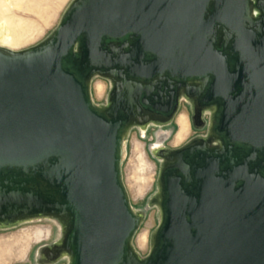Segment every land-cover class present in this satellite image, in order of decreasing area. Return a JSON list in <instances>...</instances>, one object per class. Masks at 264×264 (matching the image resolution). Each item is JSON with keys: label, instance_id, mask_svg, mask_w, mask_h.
Wrapping results in <instances>:
<instances>
[{"label": "water", "instance_id": "95a60500", "mask_svg": "<svg viewBox=\"0 0 264 264\" xmlns=\"http://www.w3.org/2000/svg\"><path fill=\"white\" fill-rule=\"evenodd\" d=\"M154 74L211 101L222 135L157 150L159 221L140 256L122 160L142 103L165 110L142 97ZM96 76L112 83L104 104ZM225 139L249 153L222 166ZM40 215L67 220L48 250L68 264H264V0H72L43 41L0 46V226Z\"/></svg>", "mask_w": 264, "mask_h": 264}, {"label": "rangeland", "instance_id": "374dc122", "mask_svg": "<svg viewBox=\"0 0 264 264\" xmlns=\"http://www.w3.org/2000/svg\"><path fill=\"white\" fill-rule=\"evenodd\" d=\"M8 1V16L18 26L19 37L13 42L0 40V46L21 50L46 39L72 0ZM111 85L109 79L96 76L91 82L94 102L106 103ZM146 118L142 117L143 120ZM147 125L148 122H138L130 128L122 160V176L130 202L143 216L133 238V248L140 256L148 252L151 233L159 221L156 197L162 158L157 155V150L160 147H177L198 133H208L205 128L197 131L190 126L185 101L171 123ZM66 224L64 217L40 215L0 226V264H68L67 254L54 256V252L48 250L55 242L61 241Z\"/></svg>", "mask_w": 264, "mask_h": 264}, {"label": "flooded vegetation", "instance_id": "af4514ba", "mask_svg": "<svg viewBox=\"0 0 264 264\" xmlns=\"http://www.w3.org/2000/svg\"><path fill=\"white\" fill-rule=\"evenodd\" d=\"M127 38L124 37L122 39H118L115 41H122L123 39ZM131 39V38H130ZM145 59H151L152 58V54L151 53H146L144 56ZM167 74V73H166ZM167 76L173 80V81H177L180 80V78H176V77H171L170 74H167ZM158 76L157 74H154L152 76V78L147 79L146 81L149 82L151 85V88L147 90H145L142 94V97H144L149 103H159L162 102V106L165 107V110L162 109H155L154 107H152L150 104H145L142 103V107H141V112L143 116H146L148 118V125L150 124H161V125H166L171 123L174 120V117L176 115V113L178 112V110L181 107V103L183 101L187 102L188 104V112H189V121H190V126L193 127L195 130L199 131L200 129L205 128V130L208 132L206 135L205 134H196L192 137H190L189 139L185 140L182 144H180L177 147H181L184 143H186L187 141H189L190 139L194 138V137H204L207 138L208 141L214 145L217 146H221L220 143L218 142V137L222 135L221 132H219L216 128L214 133L210 132V121H211V116L213 113V109L210 108L209 103L211 101H206L202 98H197V99H191V98H184L182 95V92L180 90V92H178V88L177 85L174 84L172 87H168L167 85L169 84V81L167 78L159 81L157 80ZM187 84H197L199 85V81L196 79H185ZM178 98V107L176 109V112L174 113V116L171 120L167 121L169 114L171 111H173V103H176V99ZM172 101V104H170V106H166V104L169 101ZM194 104L196 108H202V116L201 118L197 119L196 122H194L193 120V109H194ZM150 121H152L153 123H151ZM172 148V147H170ZM176 148V147H173ZM250 145L248 144H244L241 142H231L227 139H225V152H226V156L227 158L222 162V166H225L228 164V161L230 159H232L235 163L239 162L240 160H242V158L247 155L250 151ZM260 155V153L257 151L256 152V158ZM191 159V156H189L188 158H185V161H189ZM255 161H252L251 165L254 164ZM172 170H168L166 173H170Z\"/></svg>", "mask_w": 264, "mask_h": 264}, {"label": "bare ground", "instance_id": "6f19581e", "mask_svg": "<svg viewBox=\"0 0 264 264\" xmlns=\"http://www.w3.org/2000/svg\"><path fill=\"white\" fill-rule=\"evenodd\" d=\"M7 1L8 0H0V40L7 41L9 39L10 42H13L18 39L19 31L17 28L18 26H15L8 16Z\"/></svg>", "mask_w": 264, "mask_h": 264}]
</instances>
